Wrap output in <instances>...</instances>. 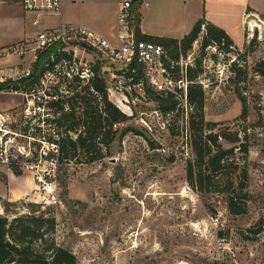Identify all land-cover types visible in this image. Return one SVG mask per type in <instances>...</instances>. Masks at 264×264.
I'll use <instances>...</instances> for the list:
<instances>
[{"label":"rangeland","instance_id":"1","mask_svg":"<svg viewBox=\"0 0 264 264\" xmlns=\"http://www.w3.org/2000/svg\"><path fill=\"white\" fill-rule=\"evenodd\" d=\"M121 1L101 0L76 10L89 17L102 11L114 17ZM145 1L150 5L141 7L148 13L146 23L153 28L176 23V38L184 37L198 11L197 0ZM156 10L158 21L150 17ZM253 20L256 44L249 52L248 23ZM244 35L247 46L240 52L227 53L214 45L202 52V27L184 56H191L194 67L201 61L197 83L205 92L203 114L216 125L214 133L248 139V153L236 149L231 158L237 175L246 171L248 176L244 192L237 193L240 205L246 203L244 214H230L225 195L201 194L189 186L187 164L194 154L191 149L185 157L182 132L188 128L191 138L192 110L175 111L170 127L162 129L154 113L163 114L159 105L139 101L126 122L114 125L108 146L98 153L100 160L88 163L78 154L60 166L56 205L36 204L33 185L23 188L25 176L0 173V216L29 215L30 206H37V216L55 220L51 237L56 246L73 253L78 264H264V77L254 73L264 60L260 17L248 20ZM4 50L0 48V71H16L9 60H2ZM27 64L22 61L23 67ZM218 186L224 184L213 183L210 189ZM6 204L12 205L8 212Z\"/></svg>","mask_w":264,"mask_h":264},{"label":"built area","instance_id":"2","mask_svg":"<svg viewBox=\"0 0 264 264\" xmlns=\"http://www.w3.org/2000/svg\"><path fill=\"white\" fill-rule=\"evenodd\" d=\"M134 1L120 2L114 39L69 24L39 31L29 45L31 49L20 44L3 51L4 57L30 54L31 60L21 71L0 73V173H19L30 178L36 204L53 206L59 201L61 143L67 137L77 138L75 133L66 131L63 117L72 106L80 109L77 97L82 95V89L88 90L102 106V96L93 84L105 83L109 102L128 116L139 101H149L148 90L172 97L176 110L154 112L162 129L170 127L175 111L190 109L188 91L192 82L188 70L194 67L191 56L180 55L176 59L163 45L138 38L137 7L143 3L148 8L149 3L139 0L135 5ZM17 3L35 17L34 28L40 26L42 17L60 15L63 5L62 0ZM251 23L249 40L255 36ZM10 99L16 102L5 108L3 103ZM190 139L186 128L182 132L185 157L191 153Z\"/></svg>","mask_w":264,"mask_h":264},{"label":"trees","instance_id":"3","mask_svg":"<svg viewBox=\"0 0 264 264\" xmlns=\"http://www.w3.org/2000/svg\"><path fill=\"white\" fill-rule=\"evenodd\" d=\"M7 3H17V0H2ZM135 5L139 0L134 1ZM138 38L154 42L170 49L174 58L186 56L193 44L199 39L204 27L201 51L209 46H216L227 53L240 52L233 40L221 28L199 20L193 30L181 40L168 38H154L142 36L139 31V17H135ZM257 35V34H256ZM255 35V36H256ZM249 42L248 50L253 52L256 37ZM132 70V69H131ZM141 74L140 69L138 70ZM203 70L201 61L196 66L189 68L188 77L192 84L188 91L189 108L192 110L189 121L191 130V149L194 161L187 164V182L189 186L201 194L218 193L226 197L227 208L232 215H241L246 212V203L240 205L238 191L244 192V182L248 176L246 171L237 175L238 166L231 161L234 151L247 154L249 142L247 137L241 139L238 134L214 133V123H207L204 118L205 92L197 83ZM232 72H236L235 68ZM254 73L264 77V60L259 61L254 67ZM93 88L102 96V106L88 90L82 89L78 95L80 109L72 106L70 112L63 117L66 131L80 134L75 140L67 137L61 143V165L76 159L78 154L86 157V162H95L101 157L98 153L102 147H107L110 135L116 124L124 123L128 117L124 115L107 99L106 85L101 81L93 84ZM149 101L156 102L159 109L165 113L176 110L177 103L172 97H161L148 90ZM77 113L79 117L77 118ZM244 115V114H243ZM208 130V132H206ZM230 148H225V146ZM233 168V171H230ZM20 176L19 173H14ZM224 184L210 189L214 184ZM12 205L6 204L8 212ZM29 215H21L10 219L0 216V264H78L76 256L68 250L56 246L51 237L55 230V220L44 215L37 216L35 205Z\"/></svg>","mask_w":264,"mask_h":264},{"label":"crops","instance_id":"4","mask_svg":"<svg viewBox=\"0 0 264 264\" xmlns=\"http://www.w3.org/2000/svg\"><path fill=\"white\" fill-rule=\"evenodd\" d=\"M99 1L101 0H62L63 5L60 15L42 17L40 19L41 23L39 28H34L32 26V20L35 17L25 13L20 4L0 2V48L4 50L20 44L31 46V43L35 40L39 31L54 29L60 25L69 24L97 32L108 39H114L118 30V11L120 2L117 4L118 9L114 17L109 14L107 15L104 11L95 14L93 17H89L84 14H79L76 10L79 6L91 8L97 5ZM103 1L108 4L107 0ZM197 3L198 11L193 17L184 37L193 30L199 20L204 19L207 23L224 30L233 40L239 51H241L247 46L244 34L248 20L250 18L260 17L262 25H264V0H197ZM141 7H144L143 3H140L137 7V15L139 17L138 27L142 36L175 40L184 38H176L173 36L175 28L177 27L176 23L165 24V27L161 24H158L154 28L150 27V25L146 23L148 13L146 12L143 14ZM158 14L159 12L156 10L150 17L152 16L154 21H158L157 18L160 19ZM252 22L255 21L253 20ZM180 25L182 26L183 23ZM242 44H244V47H239V45ZM5 58L6 59L3 58L2 60H9L10 65L14 67L12 69L21 71L25 67H23L22 61L29 63L31 56L27 54L22 58L18 55H11ZM0 73L7 72L4 70L0 71ZM22 185L23 188H31L33 183L30 178H25L24 181H22ZM33 189L34 185L32 187V190Z\"/></svg>","mask_w":264,"mask_h":264}]
</instances>
